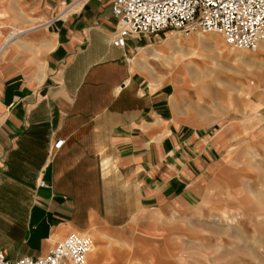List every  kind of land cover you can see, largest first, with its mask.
<instances>
[{
  "label": "crops",
  "instance_id": "obj_1",
  "mask_svg": "<svg viewBox=\"0 0 264 264\" xmlns=\"http://www.w3.org/2000/svg\"><path fill=\"white\" fill-rule=\"evenodd\" d=\"M4 1L0 250L35 258L78 231L97 246L86 264H139L222 172L236 116L221 101L243 95L199 99L188 70L152 55L188 53L195 37L166 29L114 45L112 0ZM250 106L264 116L263 93Z\"/></svg>",
  "mask_w": 264,
  "mask_h": 264
},
{
  "label": "rangeland",
  "instance_id": "obj_2",
  "mask_svg": "<svg viewBox=\"0 0 264 264\" xmlns=\"http://www.w3.org/2000/svg\"><path fill=\"white\" fill-rule=\"evenodd\" d=\"M4 4L0 0V6ZM194 32L179 34L188 40L195 37L196 49L183 55H152L167 66L188 70L199 99L232 102L235 94L243 95L232 104L221 101L224 111L236 116V126L225 132L235 131L236 143L224 151L222 172L206 180L198 200L174 213L167 231L158 233L150 245L151 255L139 264H264V116L250 106L257 95L264 96V52L231 48L218 34ZM222 106L215 103L211 108ZM213 116V122L223 118L222 113Z\"/></svg>",
  "mask_w": 264,
  "mask_h": 264
},
{
  "label": "built area",
  "instance_id": "obj_3",
  "mask_svg": "<svg viewBox=\"0 0 264 264\" xmlns=\"http://www.w3.org/2000/svg\"><path fill=\"white\" fill-rule=\"evenodd\" d=\"M119 28L112 35L122 45L131 35H153L172 29L183 35L215 32L231 48L257 51L264 42V0H112ZM62 140L55 142L59 146ZM40 186H46L44 181ZM89 234L72 231L45 255L11 261L0 250V264H86L93 246Z\"/></svg>",
  "mask_w": 264,
  "mask_h": 264
},
{
  "label": "bare ground",
  "instance_id": "obj_4",
  "mask_svg": "<svg viewBox=\"0 0 264 264\" xmlns=\"http://www.w3.org/2000/svg\"><path fill=\"white\" fill-rule=\"evenodd\" d=\"M193 32H191L190 34H188V36L189 35H191ZM194 33H196V32H194ZM198 33V32H197ZM208 33H213V34H217V33H215V32H208ZM212 38L213 39H215L216 38V41L217 42H215V44L217 45L218 44V37L216 36V35H213L212 36ZM214 44V43H213ZM264 42H262V43H260V45H259V48H258V50H257V52L260 50L261 51V53L262 52H264ZM263 45V46H262ZM262 46V47H261ZM3 47V46H2ZM261 48V49H260ZM254 60V59H253ZM257 60V59H256ZM258 61V60H257ZM170 62V61H169ZM250 62V61H249ZM260 62V61H259ZM251 63V62H250ZM253 64V63H252ZM260 69H263V67H260ZM260 75H262L263 77H264V72H262ZM250 162V161H249ZM93 239V238H92ZM94 242V241H93ZM97 250V247H94V243H93V246H92V249H91V251H90V253H94L95 251Z\"/></svg>",
  "mask_w": 264,
  "mask_h": 264
}]
</instances>
